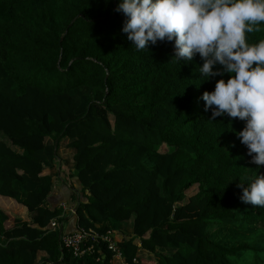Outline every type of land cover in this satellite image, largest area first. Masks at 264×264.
Returning a JSON list of instances; mask_svg holds the SVG:
<instances>
[{
  "label": "trees",
  "instance_id": "16d2710c",
  "mask_svg": "<svg viewBox=\"0 0 264 264\" xmlns=\"http://www.w3.org/2000/svg\"><path fill=\"white\" fill-rule=\"evenodd\" d=\"M117 3L0 0V264L117 260L101 240L81 255L63 244L70 210L47 200L65 159L77 227L116 231L126 264H264V207L240 199L264 165L242 120L205 109L219 77L166 40L137 51Z\"/></svg>",
  "mask_w": 264,
  "mask_h": 264
},
{
  "label": "clouds",
  "instance_id": "9594fccd",
  "mask_svg": "<svg viewBox=\"0 0 264 264\" xmlns=\"http://www.w3.org/2000/svg\"><path fill=\"white\" fill-rule=\"evenodd\" d=\"M115 10L137 51L166 40L176 60L200 57L203 80L219 77L202 93L205 109L242 120L236 136L251 162L264 165V39L247 40L264 23V0H118ZM240 199L264 207V174L248 180Z\"/></svg>",
  "mask_w": 264,
  "mask_h": 264
},
{
  "label": "crops",
  "instance_id": "0c3cea01",
  "mask_svg": "<svg viewBox=\"0 0 264 264\" xmlns=\"http://www.w3.org/2000/svg\"><path fill=\"white\" fill-rule=\"evenodd\" d=\"M59 154L63 156L62 150ZM71 168H73L71 160L65 159V161H63L62 170L59 173L53 190L47 200V203L50 207H54L56 205H61L63 207V205H65L67 210H70L71 208L74 209L73 206H75L77 200L73 199V195H80V184L76 177L69 179L68 175L70 176ZM129 223L131 224V222ZM62 229L67 233H73L78 229L75 214H69V216H67L66 220L63 222ZM114 232L115 239L120 241L118 236L119 234L116 231ZM123 232V235L125 236L130 235V232L126 229H123ZM114 261L115 260H113V263Z\"/></svg>",
  "mask_w": 264,
  "mask_h": 264
},
{
  "label": "built area",
  "instance_id": "2783aa9c",
  "mask_svg": "<svg viewBox=\"0 0 264 264\" xmlns=\"http://www.w3.org/2000/svg\"><path fill=\"white\" fill-rule=\"evenodd\" d=\"M63 207L67 210L65 205H63ZM71 211L74 212V209L71 208L70 212ZM51 225L53 228H55L57 226L56 221H53ZM87 237H90L93 241L96 242H98L99 240L107 242L108 248L112 249V251L114 252V258L120 260L122 259L123 256L121 250L112 231H108L104 234H98L93 229L78 228L73 233L64 232V234L62 235V242L65 246L71 248L76 255H81L83 253H86L88 250H92L93 248L92 245L84 248L82 247V243Z\"/></svg>",
  "mask_w": 264,
  "mask_h": 264
},
{
  "label": "rangeland",
  "instance_id": "374dc122",
  "mask_svg": "<svg viewBox=\"0 0 264 264\" xmlns=\"http://www.w3.org/2000/svg\"><path fill=\"white\" fill-rule=\"evenodd\" d=\"M47 140L50 141V139H47ZM62 153H63V155L66 154V150L64 148L62 149ZM65 158H67V157H65ZM12 212H14V211H12ZM73 213H75V209H74V212L73 211L70 212V214H73ZM123 226H124V229L128 230L131 233V231H130L131 230V224L130 223L123 224ZM121 260L122 261H120V259H117V261L115 260L114 263L115 264H126L125 261H123V259H121Z\"/></svg>",
  "mask_w": 264,
  "mask_h": 264
}]
</instances>
